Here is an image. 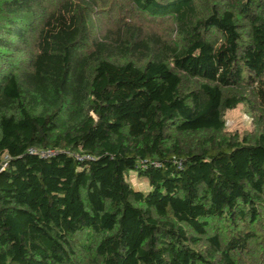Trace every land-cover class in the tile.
I'll return each instance as SVG.
<instances>
[{"label": "trees", "instance_id": "1", "mask_svg": "<svg viewBox=\"0 0 264 264\" xmlns=\"http://www.w3.org/2000/svg\"><path fill=\"white\" fill-rule=\"evenodd\" d=\"M0 264H264V0H0Z\"/></svg>", "mask_w": 264, "mask_h": 264}, {"label": "rangeland", "instance_id": "2", "mask_svg": "<svg viewBox=\"0 0 264 264\" xmlns=\"http://www.w3.org/2000/svg\"><path fill=\"white\" fill-rule=\"evenodd\" d=\"M124 3H126V1H124ZM100 19V29L104 31L107 28L114 30L119 23L118 17H116L115 14L109 16L104 13L101 15ZM140 26L145 32L157 30L159 34L165 35L168 30L167 27H169V21L168 23L163 22L161 24L154 23V25L145 21V23L143 22ZM223 118L225 121V131L228 133L241 136L246 133H253L256 130L254 120L247 113V108L243 104H239L233 109L226 110ZM126 179L135 189L146 190L148 187L147 182L143 178H140L135 172L127 174Z\"/></svg>", "mask_w": 264, "mask_h": 264}]
</instances>
